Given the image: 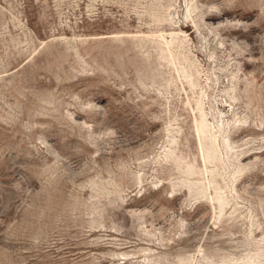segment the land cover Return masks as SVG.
Returning a JSON list of instances; mask_svg holds the SVG:
<instances>
[{
    "label": "rangeland",
    "instance_id": "374dc122",
    "mask_svg": "<svg viewBox=\"0 0 264 264\" xmlns=\"http://www.w3.org/2000/svg\"><path fill=\"white\" fill-rule=\"evenodd\" d=\"M0 264H264V0H0Z\"/></svg>",
    "mask_w": 264,
    "mask_h": 264
}]
</instances>
